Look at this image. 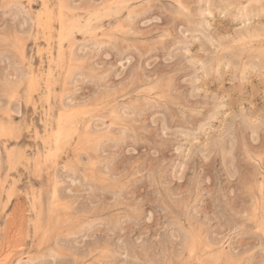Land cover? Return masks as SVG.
<instances>
[{"label":"rangeland","instance_id":"1","mask_svg":"<svg viewBox=\"0 0 264 264\" xmlns=\"http://www.w3.org/2000/svg\"><path fill=\"white\" fill-rule=\"evenodd\" d=\"M0 112L10 264H264V0H0Z\"/></svg>","mask_w":264,"mask_h":264},{"label":"bare ground","instance_id":"2","mask_svg":"<svg viewBox=\"0 0 264 264\" xmlns=\"http://www.w3.org/2000/svg\"><path fill=\"white\" fill-rule=\"evenodd\" d=\"M45 1H46V0H45ZM111 1H112V0H111ZM132 1H133V0H132ZM249 1H250V0H249ZM67 4H68V3H67ZM22 5H23V4H22ZM51 5H52V4H51ZM39 7H40V6H39ZM123 7H124V6H123ZM53 9H54V8H53ZM98 9H99V8H98ZM105 9H106V8H105ZM107 9H108V8H107ZM109 9H110V8H109ZM44 10H45V9H44ZM51 10H52V9H51ZM93 10H94V9H93ZM27 11H28V10H26V12H27ZM73 11H74V10H73ZM108 11H109V10H108ZM108 11L106 10L105 12H108ZM39 12H40V11H39ZM41 12H42V11H41ZM86 12H87V11H86ZM91 12H92V11H91ZM27 13H28V12H27ZM27 13H26V14H27ZM45 13H46V12H45ZM63 13H64V12H63ZM29 14H30V13H29ZM29 14H28V15H29ZM129 14H130V13H129ZM129 14H128V15H129ZM132 14L134 15V13H132ZM135 14H137V13H135ZM61 15H62V14H61ZM63 15H64V14H63ZM92 15H93V14H92ZM94 15H95V17H96V14H94ZM53 16H54V15H53ZM129 16H130V15H129ZM29 17H30V16H29ZM43 17H44V16H43ZM111 17H112V16H111ZM127 17H128V16H127ZM30 19H31V18H30ZM30 19H29V21H30ZM46 19H48V18H46ZM90 19H91V17H90ZM96 19H97V17H96ZM96 19H94V20H96ZM103 19H104V18H103ZM117 19H118V18H117ZM39 20H40V19H39ZM55 20H56V19H55ZM97 20H98V19H97ZM123 20H124V19H123ZM80 21H81V20H80ZM31 22H32V20H31ZM124 22H125V21H124ZM116 23H117V22H116ZM41 24H42V23H41ZM101 24H103V23H101ZM120 24H121V22H120ZM39 25H40V23H39ZM74 25H75V24H74ZM117 25H118V24H117ZM122 25H123V23H122ZM31 26H32V25H31ZM46 26H47V25H46ZM49 26H50V25L48 24V27H49ZM123 26H124V25H123ZM33 27H34V26H33ZM51 27H52V26H51ZM59 27H60V26H59ZM125 27H126V26H125ZM66 28H67V27H66ZM66 28H65V30H66ZM87 28H90V27H87ZM120 28H121V27H120ZM49 29H52V28H49ZM100 29H101V28H100ZM102 29H103V28H102ZM44 30H46V29H44ZM74 30H75V29H74ZM86 30H87V29H86ZM88 30H89V29H88ZM104 30H105V29H104ZM91 31H92V30H91ZM105 31H106V30H105ZM45 32H46V31H45ZM47 32H48V31H47ZM50 32H51V31H50ZM96 32H97V31H96ZM77 33H78V32H77ZM102 33H103V32H102ZM29 34H30V33H29ZM50 34H51V33H50ZM70 34H71V33H70ZM84 34H86V32H85ZM86 35H87V34H86ZM255 35H256V34H255ZM44 36H45V35H44ZM257 36H258V35H257ZM40 37H41V36H40ZM59 37H60V36H59ZM74 37H75V36H74ZM242 37H243V36H242ZM252 37H254V36H252ZM75 38H76V37H75ZM254 38H256V37H254ZM19 39H20V38H19ZM58 39H59V38H58ZM53 40H54V39H53ZM74 40H75V39H74ZM74 40H73V41H74ZM38 42H39V41H38ZM42 42H43V41H42ZM42 42H40V43H42ZM60 42H61V41H60ZM52 43H53V42H52ZM62 43H63V42H62ZM62 43H61V44H62ZM74 43H75V42H74ZM244 43H245V42H244ZM249 43H250V42H249ZM261 43H262V42H261ZM261 43H260V44H261ZM42 44H43V43H42ZM73 45H74V44H73ZM23 46H24V45H23ZM51 46H52V45H51ZM56 46H57V45H56ZM42 47H43V46H42ZM53 47H54V46H53ZM61 47H62V46H61ZM63 48H65V47H63ZM39 49H40V48H39ZM70 49H71V48H70ZM17 50H18V49H17ZM39 51H41V50H39ZM47 51H50V49L47 50ZM61 51H62V50H61ZM52 52H53V51H52ZM66 52H67V51H65V53H66ZM57 53H58V52H57ZM29 54H30V53H29ZM49 54H50V53H49ZM51 54H53V53H51ZM66 57H67V56H66ZM43 58H44V57H43ZM57 58H58V57H57ZM60 58H61V57H60ZM62 58H63V57H62ZM62 58H61V59H62ZM28 59H29V58H28ZM54 59H55V58H54ZM54 59H53V60H54ZM70 59H71V57H70ZM36 60H37V59H36ZM36 60H34L33 62H35ZM57 60H58V59H57ZM49 61H50V60H49ZM52 62H53V61H52ZM63 62H64V61H63ZM68 62H69V61H68ZM57 63H58V62H57ZM34 65H35V64H34ZM42 66H43V65H42ZM61 66H62V65H61ZM61 66H60V67H61ZM63 66H64V65H63ZM28 67H29V66H28ZM38 67H40V66H38ZM55 67H56V66H55ZM55 67H54V68H55ZM62 69H63V68H62ZM29 70H30V69H29ZM48 70H49V68H48ZM50 70H51V69H50ZM36 71H37V70H36ZM60 71H61V70H60ZM49 72H50V71H48V73H49ZM57 72H58V71H57ZM62 72H63V71H62ZM30 74H32V73H30ZM34 74H35V73H34ZM47 76H48V75H47ZM61 76H62V75H61ZM24 77H25V76H24ZM28 78H29V77H28ZM32 78H33V77H32ZM52 78H53V76H52ZM35 79H36V78H35ZM62 79H63V78H62ZM30 80H31V79H30ZM33 80H34V79H33ZM48 80H49V79H48ZM48 80H47V81H48ZM50 80H51V79H50ZM36 81H37V79H36ZM38 81H39V79H38ZM34 82H35V81H34ZM60 82H62V81H60ZM21 84H22V82H21ZM38 84H39V82H38ZM38 84H37V85H38ZM51 84H52V83H51ZM58 84H59V83H58ZM5 85L7 86L8 84H5ZM34 85H35V84H34ZM46 85H47V83H46ZM52 85H53V84H52ZM8 86H10V85H8ZM29 86H30V85H29ZM50 86H51V85H50ZM14 87H15V86H14ZM36 87H37V86H36ZM48 87H49V84H48ZM4 88H6V87H4ZM7 88H8V87H7ZM18 88H20V85H19ZM18 88H16V89H18ZM38 88H40V87H38ZM37 90H38V89H37ZM39 90H40V89H39ZM53 90H54V89H53ZM34 91H36V90H34ZM48 91H50V90H48ZM13 94H14V93H13ZM35 94H36V93H35ZM50 94H51V93H50ZM36 95H37V94H36ZM58 95H59V93H58ZM28 96H29V95H28ZM28 96H27V97H28ZM37 96H39V95H37ZM37 96H36V97H37ZM32 97H33V96H32ZM53 97H54V95H53ZM60 98H61V97H60ZM51 100H52V99H51ZM104 100H105V99H104ZM60 102H61V101H60ZM38 103H39V101H38ZM49 103H50V101H49ZM35 104H36V103H35ZM59 105H60V104H59ZM61 105H62V104H61ZM28 106H29V105H28ZM28 106H27V107H28ZM32 106H33V105H32ZM34 106H35V105H34ZM62 106L65 107L64 105H62ZM62 106H61V107H62ZM10 107H11V105H10ZM10 107H9V108H10ZM68 107H69V108H67V109H70V106H68ZM7 108H8V107H7ZM14 108H15V107H14ZM32 108H33V107H32ZM51 108H52V107H51ZM56 108H57V107H56ZM9 110H10V109H9ZM34 110H35V109H34ZM36 110H37V109H36ZM10 111H11V110H10ZM10 111H9V112H10ZM12 111H13V110H12ZM30 111H31V110H30ZM48 111H49V109H48ZM48 111H47V112H48ZM80 111H81V110H80ZM6 112H7V111H6ZM42 112H43V111H42ZM69 112H70V111H69ZM113 112H114V111H113ZM113 112H112V113H113ZM0 113H1V112H0ZM2 113H3V112H2ZM32 113H33V112H32ZM57 113H58V112H57ZM70 113H71V112H70ZM115 113H116V112H115ZM4 114H5V113H4ZM6 114H7V113H6ZM47 114H48V113H47ZM50 114H51V113H50ZM66 114H67V113H66ZM66 114H65V115H66ZM9 115H10V114H9ZM28 115H29V113H28ZM31 115H32V114H31ZM33 115H34V114H33ZM65 115H64V113H62L61 115H59L60 117H59V121H58V122L63 121V120H64V119H63V116H65ZM80 115H81V113H80ZM116 115H117V114H115V117H116ZM10 116H11V115H10ZM48 116H49V115H48ZM50 116H51V115H50ZM69 116H70V115H69ZM76 116H77V115H76ZM12 117H13V116H12ZM44 117H45V116H44ZM44 117H43V118H44ZM51 117H52V116H51ZM78 117H79V116H78ZM83 117H84V116H83ZM34 118H36V117L34 116ZM80 118H81V117H80ZM84 118H85V117H84ZM62 119H63V120H62ZM76 119H77V118H76ZM87 119H88V118H87ZM0 120H1V119H0ZM24 120H25V119H24ZM54 120H55V119H54ZM57 120H58V117H57ZM68 120H69V119H67L66 121H68ZM64 121H65V120H64ZM66 121H65V122H66ZM76 121H77V120H76ZM26 122L28 123V118H27ZM36 122H37V120H36ZM47 122H48V121H47ZM53 122H54V121H53ZM58 122H57V124H58ZM69 122H70V121H69ZM72 122H73V121H72ZM1 123H2V122H1ZM32 123H33V122H32ZM55 123H56V121H55ZM74 123H75V122H74ZM19 124H20V123H19ZM23 124H24V123H23ZM25 124H26V123H25ZM25 124H24V125H25ZM57 124H56V126H57ZM75 124H76V123H75ZM3 125H4V124H3ZM8 125H10V123H9ZM20 125H21V124H20ZM38 125H39V124H38ZM45 125H46V124H45ZM61 125H62V124H61ZM46 126H47V125H46ZM64 126H65V124H64ZM69 126H70V124H69ZM38 127H39V126H38ZM78 127H79V126H78ZM8 128H9V127H8ZM15 128H16V126H15ZM29 128H30V127H29ZM35 128H36V127H35ZM51 128H52V127H51ZM51 128H50V129H51ZM56 128H57V127H56ZM59 128H60V127H59ZM76 128H77V127H76ZM87 128H88V127H87ZM10 129H11V127H10ZM32 129H33V127H32ZM72 129H73V128H72ZM74 129H75V128H74ZM74 129H73V130H74ZM80 129H81V128H80ZM82 129H83V127H82ZM84 129H85V127H84ZM36 130H37V128H36ZM69 130H70V128H69ZM76 130H77V129H76ZM76 130H75V133H73V134H76ZM25 131H26V129H25ZM25 131H23V133H24ZM30 131H31V130H30ZM33 131H34V130H33ZM43 131H44V130H43ZM79 131H80V130H79ZM79 131H78V132H79ZM16 132H17V131H16ZM19 132H20V131H19ZM45 132H46V131H45ZM65 132H66V131H65ZM83 132H84V130H83ZM83 132H82V133H83ZM91 132H92V131H91ZM91 132H90V133H91ZM28 133H30V132H28ZM47 133H48V132H47ZM57 133H60V132L57 131ZM33 134H34V133H33ZM36 134H37V133H36ZM43 134H44V133H43ZM50 134H51V133H50ZM68 134H69V133H68ZM73 134H72V135H73ZM77 134H79V133H77ZM21 135H22V134H21ZM34 135H35V134H34ZM41 135H42V134H41ZM46 135H47V134H46ZM53 135H55V133H54ZM57 135H58V134H57ZM72 135H71V136H72ZM22 136H24V135H22ZM35 136H36V135H35ZM39 136H40V135H39ZM0 137H1V136H0ZM29 137H30V136H29ZM37 137H38V136H37ZM44 137H45V136H44ZM74 137H75V136H74ZM76 137H77V136H76ZM18 138H19V137H18ZM20 138H21V137H20ZM20 138H19V139H20ZM34 138H35V137H34ZM53 138H54V137H53ZM56 138H57V137H56ZM56 138H55V139H56ZM67 138H68V137H67ZM19 139H17V140L19 141ZM31 139H32V138H31ZM36 139H37V138H36ZM36 139H35V140H36ZM40 139H43V138L40 137ZM47 139H48V137H47ZM68 139H69V138H68ZM27 140H28V139H27ZM35 140H34V141H35ZM48 140L50 141V139H48ZM56 140H57V139H56ZM65 140H67V139H65ZM69 140H70V139H69ZM69 140H68V141H69ZM31 141H32V140H30V142H31ZM43 141H44V140H43ZM45 141H46V138H45ZM89 141H90V140H89ZM22 142H23V141H22ZM65 142H66V141H65ZM39 143H40V142H39ZM30 144H31V143H30ZM35 144H36V143H35ZM25 145H27V144H25ZM40 145H41V144H40ZM57 145H58V144H57ZM17 146H18V145H17ZM22 146H23V145H22ZM30 146H31V145H30ZM44 146H45V145H44ZM64 146H65V145H64ZM42 147H43V146H42ZM11 148H12V147H11ZM26 148H28V147H26ZM45 148H46V147H45ZM49 148H50V147H49ZM51 148H53V146H52ZM66 148H67V147H66ZM21 149H22V148H21ZM23 149H25V148H23ZM55 149H56V148H55ZM57 149H58V148H57ZM9 150H10V149L7 150L8 153L14 151V149H13V151H10V152H9ZM63 150H64V149H63ZM7 151H6V152H7ZM23 151H24V150H23ZM37 151H38V150H37ZM45 151H46V150H45ZM56 151H57V150H56ZM56 151H54V152H56ZM14 152H15V151H14ZM20 152H21V151H20ZM28 152H29V151H28ZM21 153H22V152H21ZM24 153H25V152H24ZM47 153H48V152H47ZM49 153H50V152H49ZM39 154H40V153H39ZM39 154H38V155H39ZM43 154H44V153H43ZM45 154H46V153H45ZM51 154H53V153H51ZM66 154H67V153H66ZM66 154H65V155H66ZM9 155H10V154H9ZM20 156H21V155H20ZM25 156H26V155H25ZM25 156H24V157H25ZM18 157H19V156H18ZM29 157H30V156H29ZM35 157H36V156H35ZM20 158H21V157H20ZM25 158H26V157H25ZM39 158H40V157H39ZM75 158H76V156H75ZM10 159H12V158H10ZM26 159H27V158H26ZM41 159H42V158H41ZM49 159H50V158H49ZM58 159H59V158H58ZM70 159H72V158H70ZM78 159H79V158H78ZM17 160H18V158H17ZM37 160H38V159H37ZM54 160H56V157H55ZM26 161H27V160H26ZM26 161H25V162H26ZM29 161H30V159H29L27 162H29ZM15 162H16V161H15ZM23 162H24V161H23ZM40 162H41V161H40ZM37 163H38V162H36V164H37ZM75 163H76V162H75ZM8 164H10V162H9ZM16 164H17V162H16ZM42 164H43V163H42ZM50 164H51V163H50ZM55 164H56V163H55ZM76 164H77V163H76ZM33 165H34V164H33ZM39 165H40V164H39ZM63 167H64V166H63ZM8 168H9V167H8ZM16 168H17V167H16ZM37 168H38V167H37ZM66 168H67V167H66ZM46 169H47V168H46ZM9 170H12V169H9ZM47 170H48V169H47ZM47 170H46V171H47ZM35 174H36V173H35ZM39 174H40V173H39ZM52 174H53V173H52ZM22 175H23V174H22ZM27 175H28V174H27ZM4 176H6V175H4ZM41 176H42V175H41ZM10 177H11V176H10ZM43 177H44V176H43ZM45 177H46V176H45ZM2 178H3V177H2ZM11 178H12V177H11ZM37 178H38V177H37ZM6 179H7V178H6ZM20 179H21V177H20ZM40 179H41V178H40ZM51 181H52V180H51ZM0 182H1V181H0ZM19 183H20V182H19ZM260 183H261V182H260ZM260 183H259V184H260ZM262 183H263V182H262ZM0 184H1V183H0ZM30 184H31V183H30ZM42 184H43V183H42ZM2 185H3V184H2ZM2 185H0V186H2ZM55 185H56V184H55ZM2 187H3V186H2ZM55 188H56V187H55ZM24 189H25V188H24ZM39 189H40V188H39ZM6 190H7V189H6ZM6 190H5V191H6ZM26 190H27V189H26ZM32 192H33V191H32ZM4 193H5V192H4ZM25 193H26V192H25ZM30 193H31V192H30ZM260 193H261V192H260ZM0 194H1V192H0ZM26 194H27V193H26ZM6 195H7V194H6ZM36 195H37V194H36ZM39 195H40V194H39ZM259 196H260V194H259ZM17 197H18V196H17ZM26 197H27V196H26ZM9 198H10V197H9ZM23 198H24V195H23ZM27 199H28V198H27ZM29 200H30V198H29ZM31 200H32V199H31ZM60 200H61V199H60ZM259 200H260V198H259ZM42 201H43V199H42ZM19 202H20V201H19ZM39 202H40V200H39ZM39 202H37V203H39ZM58 202H59V201H58ZM28 203H29V202H28ZM30 203H31V202H30ZM30 203H29V204H30ZM32 203H33V202H32ZM55 203H56V202H55ZM16 204H17V203H16ZM23 204H24V203H23ZM25 205H26V204H24V206H25ZM27 205H28V204H27ZM55 205H56V204H55ZM59 205H60V204H59ZM24 206H23V207H24ZM36 206H37V205H36ZM40 206H41V205H40ZM23 207H22V208H23ZM27 207H28V206H27ZM31 207H32V206H31ZM38 207H39V206H38ZM69 207H70V206H69ZM52 208H53V207H52ZM55 208H56V207H55ZM60 208H61V207H60ZM29 209H30V208H29ZM32 209H33V208H32ZM34 209H35V208H34ZM48 209H49V208H48ZM63 209H64V207H63ZM20 210H21V208H20ZM23 210H25V208H24ZM23 210H22V212L24 213L26 210H25V211H23ZM52 210H53V209H52ZM18 211H19V207H17V206L14 207V208L11 210V213H10L11 219H9V220H11V222H12V221L15 222L16 218L18 217V216H17ZM28 211H29V210H28ZM36 211H37V210H36ZM66 211H67V210H66ZM262 211H263V210H262ZM40 212H41V211H40ZM45 212H46V211H45ZM56 213H57V212H56ZM62 213H63V212H62ZM25 214H26V213H25ZM42 214H44V213H42ZM45 214H46V213H45ZM50 214H52V213L50 212ZM53 214H54V213H53ZM53 214H52V216H53ZM30 216H31V214H30ZM30 216H29V217H30ZM34 216H35V215H34ZM43 216H44V215H43ZM22 217H23V216H22ZM22 217H18V218L22 219ZM32 217H33V216H32ZM49 218H50V217H49ZM51 218H52V217H51ZM51 218H50V219H51ZM34 219H36V218H34ZM34 219H33V221H34ZM187 219H188V218H187ZM40 220H42V218H41ZM17 221H20V220L17 219ZM33 221H32V223H33ZM45 221H46V219H45ZM8 222H9V221H8ZM8 222H7V224H8ZM30 222H31V221H30ZM30 222H29V223H30ZM36 222H37V221H36ZM50 222H51V221H50ZM257 222H258V221H257ZM262 222H264V221H262ZM21 223H22V222H21ZM21 223H20V224H21ZM32 223H31V224H32ZM37 223H38V222H37ZM46 223H47V222H46ZM9 224H10V223H9ZM10 225H11V224H10ZM22 225H23V224H22ZM24 225H25V224H24ZM33 225H35V224H33ZM36 225H37V224H36ZM38 225H39V223H38ZM38 225H37V226H38ZM45 225H46V224H45ZM49 225H50V224H49ZM49 225H48V227H50ZM261 225H262V224H261ZM12 226L14 227V225H12ZM12 226H10V227H12ZM43 226H44V225H43ZM26 227H27V226H26ZM29 227H30V226H29ZM41 227H42V226H41ZM197 227H199V226H197ZM261 227H262V226H261ZM3 228H4V227H3ZM7 228H8V227H7ZM21 228L24 229V227H21ZM13 229H14V228H13ZM44 229H45V226H44ZM47 229H48V228H47ZM260 230H261V229H260ZM4 231H5V230H3V232H4ZM24 231H25V230H24ZM43 231H44V230H43ZM195 231H196V230H194V232H195ZM22 232H23V231H22ZM196 232H197V231H196ZM5 233H6V232H5ZM189 233H190V232H189ZM15 234H16V233H15ZM23 234H24V233H23ZM187 234H188V233H187ZM187 234H186V236H187ZM206 234H207V233H206ZM206 234H205V237L208 235V234H207V235H206ZM190 235H191V234H190ZM24 236H25V235H24ZM193 236H194V235H193ZM25 237H26V236H25ZM47 237H48V236H47ZM187 237H188V236H187ZM199 237H200V236H199ZM205 237H204V239H205ZM189 238H190V237H188V239H189ZM13 239H14V238H13ZM49 239H50V238H49ZM197 239H198V238H197ZM207 239H208L207 241H209V238H207ZM211 239H212V237H211ZM28 240H29V239H28ZM190 240H192V238H191ZM195 240H196V239H195ZM199 240H200V239H199ZM202 240H203V239H202ZM7 241H8V240H7ZM9 241H12V240H9ZM9 241H8V242H5L4 244H1V245H0V256L2 257V258L0 259V264H2V263H4V264H10L11 261H12V258H13V251H11V250H12V249H11V248H12V247H11L12 245H10V242H9ZM35 241H36V240H35ZM35 241H34V242H35ZM212 241H213V240H212ZM40 242H42V241H40ZM40 242H39V243H40ZM191 242H192V241H191ZM194 242H195V241H194ZM194 242H193V243H194ZM199 242H200V241H199ZM205 242H206V241H205ZM196 243H197V242H196ZM216 243H217V242H216ZM219 243H221V242H219ZM33 244H34V243H33ZM46 244H47V243H46ZM53 244H54V243H53ZM207 244H208V243H207ZM212 244H213V246H214V243H213V242H212ZM217 244H218V243H217ZM40 245H41V244H40ZM195 245H197V244H195ZM38 246H39V245H38ZM53 246H54V245H53ZM185 246H186V245H185ZM208 246H209V244H208ZM210 246H211V245H210ZM10 247H11V248H10ZM54 247H55V246H54ZM199 247H200V244H199ZM35 248H36V247H35ZM39 248H40V246H39ZM47 248H48V247H47ZM184 248H185V247H184ZM200 248H201V247H200ZM209 248H210V247H209ZM198 249H199V248H198ZM198 249H197V250H198ZM207 249H208V248H207ZM210 249H211V248H210ZM220 249H221V248H219V250H220ZM223 249H224V248H223ZM35 250H36V249H35ZM37 250H38V249H37ZM55 250H56V248H55ZM219 250H218V251H219ZM198 251H199V250H198ZM211 251H212V250H211ZM218 251H216V253H217ZM224 251H225V250H224ZM187 253H188V252H187ZM193 253H194V252H193ZM197 253H198V252H197ZM212 253L214 254L215 252L212 251ZM212 253H211V255H212ZM216 253H215V254H216ZM55 254H56V253H55ZM195 254H196V253H195ZM198 254H200V253H198ZM198 254H197V255H198ZM230 255H231V253H230ZM47 256H48V255H47ZM52 256H53V255H52ZM193 256H194V255H193ZM193 256H192V257H193ZM204 256H205V254H204ZM76 257H77V256H76ZM198 257H199V256H198ZM77 258H78V257H77ZM77 258H76V260H77ZM208 259H209V258H208ZM211 259H212V258H211ZM211 259H210V260H211ZM217 259H218V258H217ZM217 259H216V260H217ZM29 260H30V259H29ZM194 260H195V259H194ZM194 260H193V261H194ZM199 260H200V258H199ZM201 260H202V258H201ZM212 260H213V259H212ZM214 260H215V259H214ZM216 260H215V261H216ZM24 261H25V260H24ZM208 261H209V260H208ZM204 262H205V261H204ZM206 262H207V261H206ZM212 262H214V261H212ZM214 263H216V262H214ZM225 263H226V262H225ZM206 264H207V263H206Z\"/></svg>","mask_w":264,"mask_h":264}]
</instances>
